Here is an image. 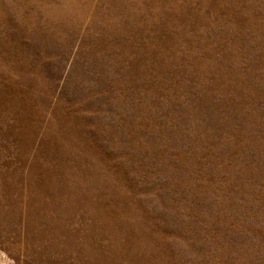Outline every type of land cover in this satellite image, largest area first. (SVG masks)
Segmentation results:
<instances>
[{
  "label": "rangeland",
  "instance_id": "obj_1",
  "mask_svg": "<svg viewBox=\"0 0 264 264\" xmlns=\"http://www.w3.org/2000/svg\"><path fill=\"white\" fill-rule=\"evenodd\" d=\"M0 264H264V0H0Z\"/></svg>",
  "mask_w": 264,
  "mask_h": 264
}]
</instances>
